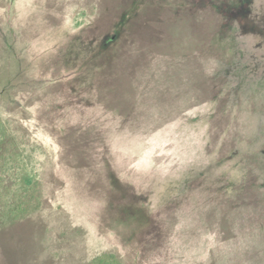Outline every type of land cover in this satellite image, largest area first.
Wrapping results in <instances>:
<instances>
[{
    "label": "rangeland",
    "instance_id": "1",
    "mask_svg": "<svg viewBox=\"0 0 264 264\" xmlns=\"http://www.w3.org/2000/svg\"><path fill=\"white\" fill-rule=\"evenodd\" d=\"M264 264V0H0V264Z\"/></svg>",
    "mask_w": 264,
    "mask_h": 264
},
{
    "label": "trees",
    "instance_id": "2",
    "mask_svg": "<svg viewBox=\"0 0 264 264\" xmlns=\"http://www.w3.org/2000/svg\"><path fill=\"white\" fill-rule=\"evenodd\" d=\"M92 264H117L112 256L106 258H97Z\"/></svg>",
    "mask_w": 264,
    "mask_h": 264
}]
</instances>
